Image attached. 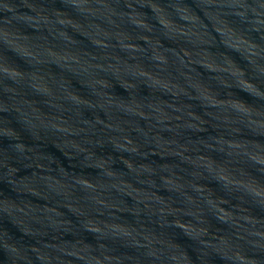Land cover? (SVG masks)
I'll return each mask as SVG.
<instances>
[{"label":"water","instance_id":"95a60500","mask_svg":"<svg viewBox=\"0 0 264 264\" xmlns=\"http://www.w3.org/2000/svg\"><path fill=\"white\" fill-rule=\"evenodd\" d=\"M0 264H264V0H0Z\"/></svg>","mask_w":264,"mask_h":264}]
</instances>
